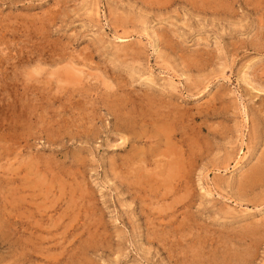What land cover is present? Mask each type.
I'll use <instances>...</instances> for the list:
<instances>
[{"label":"rangeland","instance_id":"374dc122","mask_svg":"<svg viewBox=\"0 0 264 264\" xmlns=\"http://www.w3.org/2000/svg\"><path fill=\"white\" fill-rule=\"evenodd\" d=\"M0 264H264V0H0Z\"/></svg>","mask_w":264,"mask_h":264},{"label":"bare ground","instance_id":"6f19581e","mask_svg":"<svg viewBox=\"0 0 264 264\" xmlns=\"http://www.w3.org/2000/svg\"><path fill=\"white\" fill-rule=\"evenodd\" d=\"M146 160V159H145ZM172 169H174V168H172ZM170 170V169H169ZM173 171V170H172ZM166 175H168V174H166ZM147 176V175H146ZM174 176H175V174H174Z\"/></svg>","mask_w":264,"mask_h":264}]
</instances>
